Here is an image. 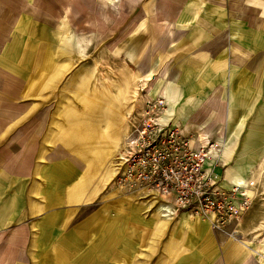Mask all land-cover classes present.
<instances>
[{
  "label": "rangeland",
  "instance_id": "1",
  "mask_svg": "<svg viewBox=\"0 0 264 264\" xmlns=\"http://www.w3.org/2000/svg\"><path fill=\"white\" fill-rule=\"evenodd\" d=\"M70 27L77 40H90L83 55L72 42L60 50ZM139 63L149 64L147 31L143 11L130 0H0V247L9 246L13 259L3 264H264V133L253 137L264 131L263 121L239 123L225 141L234 154H223L227 176L245 178L230 206L241 201L240 190H252L251 203L239 212L227 208L222 228H208L204 237L185 227L180 214L187 212L164 228L146 203L151 190L119 179L117 164L144 103L164 95L170 116V99L155 95L172 78L169 65L153 72L151 94L139 79L130 82L143 99L128 94L127 129L111 157L110 182L98 185L103 167L89 163L88 147L64 136L66 108L82 109L81 85L90 72L98 84L109 78L117 94L123 79L139 74ZM208 142L229 150L225 142ZM189 215L188 222L206 221Z\"/></svg>",
  "mask_w": 264,
  "mask_h": 264
},
{
  "label": "crops",
  "instance_id": "2",
  "mask_svg": "<svg viewBox=\"0 0 264 264\" xmlns=\"http://www.w3.org/2000/svg\"><path fill=\"white\" fill-rule=\"evenodd\" d=\"M130 1L144 14L150 67L160 72L169 65L167 73L171 70V80L178 85L176 97L170 99L169 119L194 144L205 139L223 144L233 136L229 135L232 130H239V123L264 122V0ZM129 56L135 59L136 50ZM262 133L258 129L253 137ZM226 149L217 153L216 161H206L204 169L222 187L243 185L225 172L223 154L232 156L234 147L227 143ZM187 214H180L185 227L195 229L199 236L213 229L209 219L188 222ZM3 247L0 264L13 260L9 246ZM222 262L215 259L214 264Z\"/></svg>",
  "mask_w": 264,
  "mask_h": 264
},
{
  "label": "built area",
  "instance_id": "3",
  "mask_svg": "<svg viewBox=\"0 0 264 264\" xmlns=\"http://www.w3.org/2000/svg\"><path fill=\"white\" fill-rule=\"evenodd\" d=\"M141 111L117 164L120 181L157 192L165 198V209L209 219L213 229L222 228L227 208L239 212L251 203L249 192L240 190L241 201L230 206L240 185L229 193L204 169L219 149L210 142L192 147L184 129L169 121V100L164 95L148 100Z\"/></svg>",
  "mask_w": 264,
  "mask_h": 264
},
{
  "label": "bare ground",
  "instance_id": "4",
  "mask_svg": "<svg viewBox=\"0 0 264 264\" xmlns=\"http://www.w3.org/2000/svg\"><path fill=\"white\" fill-rule=\"evenodd\" d=\"M65 27H67V23ZM79 36L80 35H76L74 27H70L67 31V36L60 45L61 52L69 51L68 46H70V42H72L74 49H77L78 52L83 55L87 48V43L90 40L86 39L84 36L77 40L76 37L78 38ZM92 40H95V38L93 37ZM145 66L150 65L148 63L140 64L137 71L139 73L138 75L132 77L131 80L129 77L123 79L117 94L114 91L113 82L109 78H106L104 83L98 84L95 70H93V72L89 73L88 81L81 85L83 90V95L80 93V101L83 104L82 109H78L76 106L66 108L69 123L68 126L63 129L64 136L68 137L69 144L72 146L88 147L91 150L89 163L92 166L100 165V167H103L104 170L100 173L101 179L98 185L100 184L103 186L104 183L110 182L116 173L114 165L111 164V157L120 149L122 134L125 129H127L126 126L123 125V117L127 110L128 94L131 92L135 95L136 99L134 102H140L143 99V96L136 91V88L134 89V85L132 86L130 82L134 79H139L141 82L138 85L141 90H146L148 88L147 91L150 94L153 91L156 81L154 83L152 81L157 74V72L155 74H153V72L156 71V67H154L153 70L149 67L147 71H144L143 67ZM161 77L167 78L165 76ZM162 88V93H165L169 99L176 97L179 91L177 82L168 78ZM130 110L131 108L129 112ZM103 134L106 136L105 138H108L107 141L101 138ZM235 177L239 180V183H243L245 179L239 172H237ZM249 192L251 193L252 190H249ZM146 196V203L150 211H152L153 217L158 219L164 228L169 226L171 221L176 218V214L172 213L171 209H165L164 201L154 195L153 192L150 191L146 193ZM259 247L261 249V246Z\"/></svg>",
  "mask_w": 264,
  "mask_h": 264
}]
</instances>
